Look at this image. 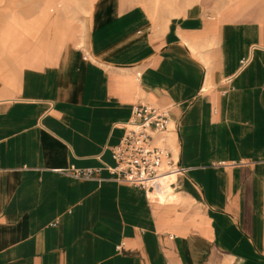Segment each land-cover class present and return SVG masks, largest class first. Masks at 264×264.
Listing matches in <instances>:
<instances>
[{
    "label": "crops",
    "instance_id": "crops-1",
    "mask_svg": "<svg viewBox=\"0 0 264 264\" xmlns=\"http://www.w3.org/2000/svg\"><path fill=\"white\" fill-rule=\"evenodd\" d=\"M132 1L86 40L72 0L0 24V264H264V0L157 22ZM139 103L170 110L177 205L105 167Z\"/></svg>",
    "mask_w": 264,
    "mask_h": 264
},
{
    "label": "built area",
    "instance_id": "built-area-1",
    "mask_svg": "<svg viewBox=\"0 0 264 264\" xmlns=\"http://www.w3.org/2000/svg\"><path fill=\"white\" fill-rule=\"evenodd\" d=\"M171 122L167 108L144 103L132 106V116L123 124L124 134L111 149L114 164L105 165L117 182L139 187L148 197L160 178L184 171L167 141ZM101 170L72 166L70 173L77 179L93 180Z\"/></svg>",
    "mask_w": 264,
    "mask_h": 264
},
{
    "label": "rangeland",
    "instance_id": "rangeland-1",
    "mask_svg": "<svg viewBox=\"0 0 264 264\" xmlns=\"http://www.w3.org/2000/svg\"><path fill=\"white\" fill-rule=\"evenodd\" d=\"M56 1L57 0H46L45 4V0H0V24H2L6 14L12 13V10H18L27 14L28 12H37L39 8L45 4L41 8L40 13H49ZM63 1L67 4L71 3V0ZM105 1L106 0H72L71 6L69 5V7H71L69 14L71 13L70 15L77 20L83 21V34L85 40L89 30V18L92 15L95 5L104 3ZM236 1L238 0H133L131 4L140 5L147 12L151 20L157 22L158 20H167L172 16L181 15L194 4L199 3L205 5V7H208L212 11H218L222 6L234 4ZM169 2L174 5L172 9L168 7ZM170 141L172 142L171 137ZM180 176L181 174L178 177V183ZM176 194L180 196L176 191L172 193V195ZM168 196H170V194Z\"/></svg>",
    "mask_w": 264,
    "mask_h": 264
},
{
    "label": "bare ground",
    "instance_id": "bare-ground-1",
    "mask_svg": "<svg viewBox=\"0 0 264 264\" xmlns=\"http://www.w3.org/2000/svg\"><path fill=\"white\" fill-rule=\"evenodd\" d=\"M57 2L58 3L56 5H53V7L50 9L49 13L51 11H54V9H58L61 3H65L63 0H57ZM173 6H174L173 3L169 2L168 7L172 9ZM171 139H172V143L174 144L177 143L175 136H172ZM181 173L183 172L182 171L175 172V173L168 174L160 178L158 180V186L156 187V189L152 193L149 194V197L151 198V200L158 204L170 203L172 205H177L178 203H180L182 198L180 196H177V194L172 195V193L175 192L176 189L179 187L178 177ZM169 194L170 196H168ZM165 196H168V197H165Z\"/></svg>",
    "mask_w": 264,
    "mask_h": 264
}]
</instances>
